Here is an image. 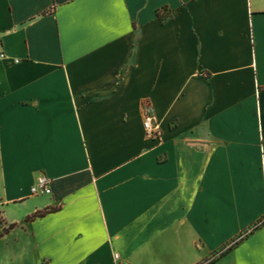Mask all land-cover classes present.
Masks as SVG:
<instances>
[{"label": "crops", "instance_id": "0c3cea01", "mask_svg": "<svg viewBox=\"0 0 264 264\" xmlns=\"http://www.w3.org/2000/svg\"><path fill=\"white\" fill-rule=\"evenodd\" d=\"M0 51L16 264H264V0H0Z\"/></svg>", "mask_w": 264, "mask_h": 264}, {"label": "built area", "instance_id": "2783aa9c", "mask_svg": "<svg viewBox=\"0 0 264 264\" xmlns=\"http://www.w3.org/2000/svg\"><path fill=\"white\" fill-rule=\"evenodd\" d=\"M4 52L0 51V59L4 58ZM141 114H142V126L145 135L148 138L156 139L159 138L160 132L159 127L156 121L155 113L152 105L143 101L141 104ZM51 189L49 187V179L41 174L37 176L35 182L30 187V193L32 195H48L50 194ZM117 257V255H115Z\"/></svg>", "mask_w": 264, "mask_h": 264}, {"label": "rangeland", "instance_id": "374dc122", "mask_svg": "<svg viewBox=\"0 0 264 264\" xmlns=\"http://www.w3.org/2000/svg\"><path fill=\"white\" fill-rule=\"evenodd\" d=\"M0 221H2L1 218ZM17 250L14 232L0 238V264H16L15 252Z\"/></svg>", "mask_w": 264, "mask_h": 264}, {"label": "trees", "instance_id": "16d2710c", "mask_svg": "<svg viewBox=\"0 0 264 264\" xmlns=\"http://www.w3.org/2000/svg\"><path fill=\"white\" fill-rule=\"evenodd\" d=\"M157 17L161 21H165L166 19H168L170 17V14H164V13H161L160 11H157ZM56 209L57 208H55V207H46V208H44L42 210H37V211L33 212L32 214L27 215L25 217V220L28 221V220H32V219L37 218V217L44 216L45 214H47L49 212H53ZM12 226H13V224H10L9 225V227H12ZM255 227H256V225H254L252 227V229H254ZM3 230H7V228L6 229H3ZM236 243H237V240H234L230 245H228L225 249H223L217 256H213L212 255L211 257L205 259L204 261H202L199 264H210V263H212L216 258H218L219 256H221V254H223L224 252L230 250L233 247V245L236 244Z\"/></svg>", "mask_w": 264, "mask_h": 264}]
</instances>
